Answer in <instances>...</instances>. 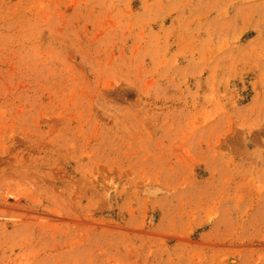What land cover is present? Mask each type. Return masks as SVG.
<instances>
[{
    "label": "rangeland",
    "instance_id": "rangeland-1",
    "mask_svg": "<svg viewBox=\"0 0 264 264\" xmlns=\"http://www.w3.org/2000/svg\"><path fill=\"white\" fill-rule=\"evenodd\" d=\"M0 264H264V0H0Z\"/></svg>",
    "mask_w": 264,
    "mask_h": 264
}]
</instances>
